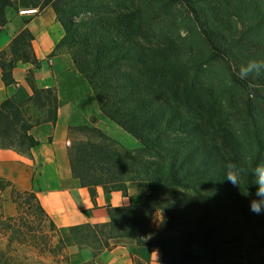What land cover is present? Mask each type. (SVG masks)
I'll return each mask as SVG.
<instances>
[{"label": "trees", "instance_id": "16d2710c", "mask_svg": "<svg viewBox=\"0 0 264 264\" xmlns=\"http://www.w3.org/2000/svg\"><path fill=\"white\" fill-rule=\"evenodd\" d=\"M15 5L0 0V26ZM27 5H52L65 30L56 47L69 49L103 115L140 142L120 148L90 127L101 141L75 145L80 156L72 161L74 177L92 195L97 185L124 194L129 181L145 180L149 187L141 202L109 207L108 222L72 226L77 244L97 255L134 239L159 246L161 264H248V247L264 251V214L249 211L250 169L264 161V70L246 80L237 76L249 58L264 54V0ZM32 39L28 28L16 35L23 58L38 65ZM14 65L2 64L7 83L13 82ZM32 85L27 99L0 103V146H16L19 139L20 146L35 147L39 142L30 128L56 122L55 90ZM30 102L38 106L35 117L27 110ZM229 161L244 169L239 186L223 180ZM11 197L18 205L35 201L47 216L33 190L13 191ZM158 211L163 214L156 229L151 221ZM172 229L180 238L168 233ZM59 243L65 247L60 236Z\"/></svg>", "mask_w": 264, "mask_h": 264}, {"label": "crops", "instance_id": "0c3cea01", "mask_svg": "<svg viewBox=\"0 0 264 264\" xmlns=\"http://www.w3.org/2000/svg\"><path fill=\"white\" fill-rule=\"evenodd\" d=\"M7 22L0 26V103L7 98L23 101L36 87H52L58 97L56 122L36 123L28 131L39 144L28 152L0 146V199L5 208H16L13 188L33 190L54 223L65 244L68 264H161L162 250L157 245L138 244L124 239L94 255L88 246H79L71 227L108 222L109 207L141 202L149 191L148 182H128V192L106 191L97 185L92 195L74 177L72 161L80 156L73 144L72 131L90 115L101 117V110L86 78L78 71L69 49L57 48L65 30L52 5L35 13L6 9ZM28 28L33 34L32 48L38 65L23 58L16 35ZM14 62L13 82L3 78L2 64ZM31 78V79H30ZM99 128L106 129L101 123Z\"/></svg>", "mask_w": 264, "mask_h": 264}, {"label": "rangeland", "instance_id": "374dc122", "mask_svg": "<svg viewBox=\"0 0 264 264\" xmlns=\"http://www.w3.org/2000/svg\"><path fill=\"white\" fill-rule=\"evenodd\" d=\"M26 8H32L27 5V0H16L15 7H10V10L21 13V10ZM26 105L29 114L35 117L38 113V106L33 102ZM96 123H101L106 129L105 131L109 132L105 133L113 138L120 148L132 149L140 146V142L136 138L103 113L101 117L95 116V114L90 115L88 119H84L74 128L72 131L73 144L100 142L101 138L88 129L90 127L99 128ZM15 145L11 148H15L19 152L29 151V147L26 145H19V139H16ZM19 190L23 191L13 188V191ZM35 205V201L30 203V206L25 203L16 204L15 210L11 213L5 208L4 200L0 199V264H68L64 251L65 247L63 248L59 243L58 231L52 227L50 218L37 209ZM162 214V211H158L154 215L151 221L152 227L156 229L160 227ZM168 233L177 238H180L181 235L174 229L169 230ZM252 263L264 264L263 250H251L248 247V264ZM199 264H205V262Z\"/></svg>", "mask_w": 264, "mask_h": 264}, {"label": "clouds", "instance_id": "9594fccd", "mask_svg": "<svg viewBox=\"0 0 264 264\" xmlns=\"http://www.w3.org/2000/svg\"><path fill=\"white\" fill-rule=\"evenodd\" d=\"M264 70V54L260 58H249L238 71V79L246 80L262 74ZM244 169L234 162L224 165V178L233 186H239L241 173ZM252 188L249 199V211L255 215L264 214V161H260L250 169V185Z\"/></svg>", "mask_w": 264, "mask_h": 264}, {"label": "built area", "instance_id": "2783aa9c", "mask_svg": "<svg viewBox=\"0 0 264 264\" xmlns=\"http://www.w3.org/2000/svg\"><path fill=\"white\" fill-rule=\"evenodd\" d=\"M37 11H38L37 8H29V9H23V10H21V13H35Z\"/></svg>", "mask_w": 264, "mask_h": 264}]
</instances>
